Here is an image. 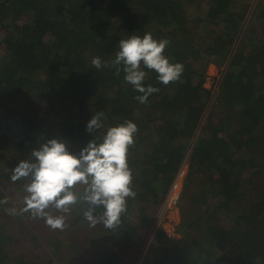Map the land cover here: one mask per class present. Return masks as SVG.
Instances as JSON below:
<instances>
[{"label":"trees","instance_id":"obj_1","mask_svg":"<svg viewBox=\"0 0 264 264\" xmlns=\"http://www.w3.org/2000/svg\"><path fill=\"white\" fill-rule=\"evenodd\" d=\"M257 6L264 8V2ZM248 7L240 0H0V200L7 201L0 203V264H95L89 250L99 258L109 254V264H121L122 248L139 231L137 219L166 198L187 158L183 141L192 140L200 126L203 134L191 149L184 185V194L193 197L188 204L195 203L184 210L189 230L179 237L158 233L144 262L192 264L201 239L207 255L202 264H264L263 9L253 14L259 22L250 27L252 35L249 30L245 42L232 50ZM145 33L169 40L164 55L183 64L184 71L178 81L164 85L154 70L142 66L144 86L159 89L142 104L135 99L142 93L125 81L122 65L117 75L115 67L96 70L91 60L110 62L120 39ZM229 56L219 90L220 117L212 108L202 125L211 95L204 85L207 67L213 57L221 63ZM43 95L47 101L39 102ZM97 112L106 118L92 134L86 125ZM125 120L138 128L127 154L136 196L127 199L118 226H90L84 204L59 213L66 226L55 230L31 212L19 211L27 183L11 179L19 161L32 159L31 151L52 138L78 155L90 140L99 141L108 127ZM194 185L198 190L192 192ZM10 208L17 214H9ZM228 211L232 227L221 218ZM48 228L56 240L46 238ZM105 230V240L97 241L93 232ZM21 237L26 244L37 242L29 253L20 250ZM46 246L47 258L40 261L33 253Z\"/></svg>","mask_w":264,"mask_h":264},{"label":"clouds","instance_id":"obj_2","mask_svg":"<svg viewBox=\"0 0 264 264\" xmlns=\"http://www.w3.org/2000/svg\"><path fill=\"white\" fill-rule=\"evenodd\" d=\"M169 40L153 38L151 33L142 37L131 35L119 40V50L115 59L102 62L93 57L91 64L96 70L102 67H115L119 75L121 65L124 79L135 90L142 93L135 99L147 103L148 97L159 89L144 86L147 68L157 73L160 83L168 85L181 78L183 64L171 62L164 51ZM103 112H97L87 122L86 131L93 134L103 127ZM137 125L125 120L108 127L99 141L90 140L79 154L68 150L66 142L52 138L31 151L30 160H21L13 168L11 179L26 180L24 185V206L20 212H31L33 217H40L52 229H63L64 215L51 214L49 210L69 213L73 206L87 205L83 216L90 226L102 223L105 228L113 229L121 223V216L126 211L127 199L135 197L132 189V171L127 162L130 146L134 144ZM0 200V203H6ZM97 209L103 211L97 215ZM11 215L17 214L16 208L7 209Z\"/></svg>","mask_w":264,"mask_h":264},{"label":"rangeland","instance_id":"obj_3","mask_svg":"<svg viewBox=\"0 0 264 264\" xmlns=\"http://www.w3.org/2000/svg\"><path fill=\"white\" fill-rule=\"evenodd\" d=\"M243 2L244 5H249L248 7V12H250L249 16L246 18L247 20L243 23V30L240 32V34L236 37V40L234 41V47L232 48V50H236L238 49L244 42V36L247 34V32L254 26H257L256 24L259 22V19L254 17L255 14H260L262 9L264 10V8H260V6H257L258 2H264V0H240ZM256 7H258L256 9ZM259 9V10H258ZM196 8L193 7V11H195ZM261 10V11H260ZM251 27V28H250ZM252 31L250 30L249 33L252 35L251 33ZM232 52V51H231ZM234 53V52H233ZM231 57L229 56L228 59H225L224 61L220 62H216V57H213V59H211L212 61L209 63L208 67H207V71H206V76H205V83L204 85L210 89L211 91V95L207 98V100L209 101L207 109H206V113L205 116L202 120V125L205 123L206 118L208 117V113L210 114L212 108L216 109V113L215 115L217 117L219 116V112H220V108L221 106L219 105V90H220V85L222 83L223 80V76L225 75L226 70H228L229 68V62H230ZM39 98V99H38ZM37 100L39 102L43 101L46 102L47 100V96L43 97H38ZM29 113H33L34 114V108H29ZM27 111V112H28ZM202 127L200 126L197 130V132L195 133V136L192 140H184L183 143L188 144L189 146V150L186 154V159L184 160V162L181 164L176 177L178 176L179 173H181L180 171H183V174L181 173V179L178 185V189H177V195L176 197H174V199H172V201L167 202L166 203V198H167V194H166V198L163 199V201L161 200L160 203H155L153 204L152 208H149L150 212L148 215H146L144 218H140L137 219L136 221V225H139V231L137 234H135V238L133 239L134 241L131 242V244L128 246L127 249H123L121 250L120 253V257L124 258L123 261H121V264H151L150 260L147 259L144 262V259L146 257V255L148 254V252L151 251L152 248H154V243L156 242V236L158 233L160 232H165L167 234H170L171 236H181L185 233V231L189 230V227L186 226V218L184 216V210L189 209V205L192 204L193 208L195 207V203L192 201L188 204V200H190V198H193L192 195H188L187 192L184 194V185L187 181V177L191 168L190 165V156H191V149L194 145V143L196 142L197 138L202 135ZM262 183H264V179H262ZM194 184H197L196 182ZM172 185V183H171ZM169 189L170 185H169ZM168 189V190H169ZM192 192H195L198 190V186H193V188L191 189ZM20 200V198L18 199ZM230 214L229 215H223L221 216L222 219H226L224 224L227 225L228 227H232L233 226V222L231 220V216L232 213L231 211H228ZM53 214V213H51ZM55 215H59L55 213ZM38 220L34 219V222L37 224ZM5 222L8 223V220L5 219ZM32 222V223H34ZM6 223V224H7ZM40 223V222H39ZM20 222L17 223V225H19ZM23 224V223H21ZM38 225V224H37ZM51 228H48L46 230V238H49L52 233L54 232L49 231ZM62 231V230H61ZM17 234L16 236L14 235V241L18 242L20 236H19V229L16 230ZM106 232L103 231L101 233H96L93 232L94 234V238H97L96 240L98 241L99 238H101L102 236H106L103 235ZM64 234L67 235L68 237L70 236H74L78 237L76 234H71L70 231L64 230ZM19 237V238H18ZM99 237V238H98ZM23 240L22 245L23 246H19L21 249V251H26L29 253V248L32 251L33 246L32 244H36L37 242L35 240H32V244L25 243V240L27 239L26 237H21ZM52 238H54V234L52 235ZM102 241L105 240V238H101ZM196 239V237H195ZM54 240H56V238H54ZM137 240V241H136ZM9 241V240H8ZM57 242V241H56ZM199 243V245L195 246V254L192 256V264H202V262L206 259V253H205V242H203V240L198 239L197 241ZM197 243V244H198ZM26 247V248H25ZM56 247L59 248V244H56ZM41 249H38L39 252H34L33 254L39 255L38 258H41L40 261H43L44 258L46 256V254H48V252H46L45 250H47V246L46 247H40ZM62 249V248H61ZM58 250V249H57ZM155 251V250H154ZM109 254L104 253L102 258H99L95 255V252H93L92 250H89V256H90V261L92 260L95 264H109V260L107 259V256ZM212 256V255H211ZM45 258V259H46ZM82 259V258H81ZM106 259V261H105ZM83 261H78L76 262V264H82ZM74 263V262H73Z\"/></svg>","mask_w":264,"mask_h":264},{"label":"built area","instance_id":"obj_4","mask_svg":"<svg viewBox=\"0 0 264 264\" xmlns=\"http://www.w3.org/2000/svg\"><path fill=\"white\" fill-rule=\"evenodd\" d=\"M182 174H183V171L181 170L180 171ZM181 173L178 174V176L175 178L173 184L170 186L171 189L169 190L168 194H167V198H166V205H167V202H170L172 201V199H174V197H176L177 195V189H178V185H179V182H180V179H181Z\"/></svg>","mask_w":264,"mask_h":264}]
</instances>
